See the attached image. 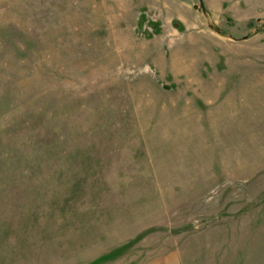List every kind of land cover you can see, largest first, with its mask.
Segmentation results:
<instances>
[{
	"label": "rangeland",
	"instance_id": "1",
	"mask_svg": "<svg viewBox=\"0 0 264 264\" xmlns=\"http://www.w3.org/2000/svg\"><path fill=\"white\" fill-rule=\"evenodd\" d=\"M264 264V0H0V264Z\"/></svg>",
	"mask_w": 264,
	"mask_h": 264
},
{
	"label": "crops",
	"instance_id": "2",
	"mask_svg": "<svg viewBox=\"0 0 264 264\" xmlns=\"http://www.w3.org/2000/svg\"><path fill=\"white\" fill-rule=\"evenodd\" d=\"M150 264H158V263H150ZM164 264H173V263H165V262H164Z\"/></svg>",
	"mask_w": 264,
	"mask_h": 264
}]
</instances>
